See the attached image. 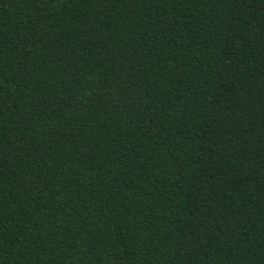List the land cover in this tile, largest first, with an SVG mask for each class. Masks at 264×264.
I'll list each match as a JSON object with an SVG mask.
<instances>
[{
  "label": "trees",
  "instance_id": "trees-1",
  "mask_svg": "<svg viewBox=\"0 0 264 264\" xmlns=\"http://www.w3.org/2000/svg\"><path fill=\"white\" fill-rule=\"evenodd\" d=\"M0 264H264V0H0Z\"/></svg>",
  "mask_w": 264,
  "mask_h": 264
}]
</instances>
